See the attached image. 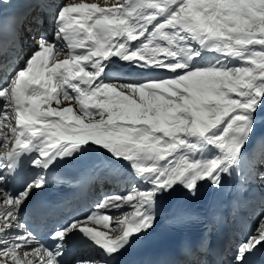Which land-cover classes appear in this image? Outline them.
Instances as JSON below:
<instances>
[{"label": "snow or ice", "instance_id": "snow-or-ice-1", "mask_svg": "<svg viewBox=\"0 0 264 264\" xmlns=\"http://www.w3.org/2000/svg\"><path fill=\"white\" fill-rule=\"evenodd\" d=\"M25 3L0 47V264H131L166 197L226 180L231 213L249 211L257 226L226 257L213 239L225 218L213 214L182 247L184 264H252L264 249V0ZM11 4L0 0V16ZM41 7L53 9L52 39ZM25 22L34 48L10 67ZM144 71L168 75L128 78ZM91 149L128 190L52 228L46 243L24 209L57 163ZM73 240L99 256L73 255Z\"/></svg>", "mask_w": 264, "mask_h": 264}, {"label": "bare ground", "instance_id": "bare-ground-1", "mask_svg": "<svg viewBox=\"0 0 264 264\" xmlns=\"http://www.w3.org/2000/svg\"><path fill=\"white\" fill-rule=\"evenodd\" d=\"M16 3H18L19 1L18 0H15ZM65 0H61V3H64ZM88 2H92V0H88ZM16 3H14V5H16ZM23 3L25 6H28L26 3H25V0H23ZM60 3V4H61ZM104 3V2H103ZM103 3H101L103 5ZM12 5V4H11ZM13 7V5H12ZM168 74L164 71H154V72H147V71H144V72H133L128 78L130 80H145V79H150V78H156V77H164V76H167ZM55 106V105H54ZM106 171H112L111 167H107L105 168ZM122 176H125V175H122ZM234 180H226L225 183H229L230 185L233 183ZM235 182V181H234ZM126 186V185H125ZM183 190L182 189H178L177 192L173 193V195H176L177 193H182ZM217 194V190L215 189V191L212 193L211 195V201H210V204L214 201V198H215V195ZM198 197V196H196ZM200 200L202 199V197L199 198ZM164 204V203H163ZM170 204V203H169ZM167 205V201L165 203V206H164V209H158V213H159V216L160 215H164L165 212H166V205L169 207L170 205ZM114 210H112L110 213H112ZM165 211V212H164ZM159 220V219H158ZM90 256H93V257H98L99 255H93V254H89Z\"/></svg>", "mask_w": 264, "mask_h": 264}]
</instances>
